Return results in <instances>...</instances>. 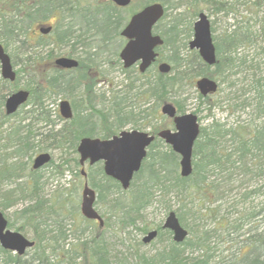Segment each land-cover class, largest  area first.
I'll return each mask as SVG.
<instances>
[{
  "label": "trees",
  "instance_id": "1",
  "mask_svg": "<svg viewBox=\"0 0 264 264\" xmlns=\"http://www.w3.org/2000/svg\"><path fill=\"white\" fill-rule=\"evenodd\" d=\"M152 1L165 5L164 15L154 30L163 38V43L157 48L156 62L167 61L169 72H159L155 64L145 73L136 71L127 90H117L110 99L95 101L100 82L97 74L100 76L102 64L115 60L123 70L118 58L121 28L136 9ZM209 3L216 10L221 7L218 0H140L137 7L133 6V0L127 7H119L110 0H0V42L6 50L10 47L14 51L9 54L11 61L13 65H19L15 81L0 77V183H11L26 176L22 183L0 194V209L12 206L18 198L29 201L14 212L15 220H20L17 225L9 217L6 218L8 227L22 233L26 226L30 227L34 241L29 248L34 252L26 260L22 259L25 253L18 255L0 246V264H51L48 258L52 254L60 264H264V228L255 227L253 232L252 228L244 229L249 219L264 211V198L256 211L245 212L239 208L243 204L241 201L250 194L264 196V184L240 193L237 200L229 197L231 182L236 179L238 171L242 175L249 173L255 181L264 178V74L258 65H248L245 70L249 77L246 84L237 88L234 82H229L225 87L226 103L234 110L237 107L248 110L247 114L252 118L247 123L243 121L246 119H241L231 124L213 119L200 126L192 149L193 168L190 175H180L179 155L157 137L148 146L130 189H121L116 180L106 176L101 162L90 166L87 177L98 191L96 203L105 204L107 215L114 219L112 225L115 229L122 231L129 225L142 233L157 229L155 239L159 240V246L152 252L135 250L131 254L133 260L129 261L126 256L112 259L105 239L97 231L99 226L93 220L77 216L75 220L79 224L85 222V226L77 234L67 232V215L75 214L73 207H68L71 201L67 197L54 201L40 197L39 168L33 169L27 166L28 161L23 160L24 157L30 160L33 153L48 149L76 153L82 136L107 138L124 125L135 124L149 114L154 118L147 104L150 98L162 103L171 101L177 111L183 112L185 107L178 99L182 88L187 84L193 86L200 76L217 80L218 90L222 91L224 88L221 85L236 66L232 52L239 44L250 42L252 33L255 39L264 34V9L259 29L238 33L234 30L215 40L216 61L210 66L187 45L194 18ZM256 4L264 8V0H258ZM181 6L169 21H164L170 7ZM54 15L61 19L67 17L68 20L60 23L58 19L46 35H32L35 26L46 23ZM181 34L185 35L183 40ZM63 45L68 46L65 55L78 59L76 68L63 70L54 65V57L61 54L53 55L52 46ZM22 73L28 76L24 88L29 90V98L17 111L7 115L4 111L5 98L15 89L18 76ZM76 90L84 102L71 100L73 116L64 120L51 104L55 96H68ZM238 91H241L240 94ZM247 92L251 94L242 97ZM197 96L201 102L209 100V97L203 98L199 93ZM139 102L142 103L138 105ZM78 105L80 107L76 109ZM253 115L258 118L257 122L253 121ZM4 124L8 126L2 130ZM170 125L168 118L158 115V122L150 132L156 134L159 129ZM3 131L5 133L1 134ZM49 163L54 162L50 159ZM62 164L67 170L79 168L76 155L66 156L57 167ZM26 167H29L28 172ZM167 195L180 203L177 217L191 234L180 242L174 241L171 232L161 228L160 223L144 222L136 226L142 210L156 196L164 198ZM188 203L196 206L194 211L190 206L185 208ZM190 210L194 226L186 223L185 216ZM233 214L236 215L232 217ZM194 217L198 220L204 217L215 224L211 227L204 223L196 224ZM218 229L224 233V238L217 236ZM233 233L241 236L237 249L227 256L216 253L215 244L219 238L231 240L235 238L230 236Z\"/></svg>",
  "mask_w": 264,
  "mask_h": 264
},
{
  "label": "rangeland",
  "instance_id": "2",
  "mask_svg": "<svg viewBox=\"0 0 264 264\" xmlns=\"http://www.w3.org/2000/svg\"><path fill=\"white\" fill-rule=\"evenodd\" d=\"M178 0H171V2H176ZM221 3L220 9H215L213 7V4L209 3L207 8H204L202 11H205L211 21V27H212V35L214 37V40L220 39L224 36L225 33H231L236 30V32H246L247 30L252 31L259 29L260 25V17L262 15L263 7L256 4L258 0H218ZM133 6L137 7L140 6V0H133ZM131 6V7H133ZM259 7V8H258ZM182 8H175L170 7L167 11V15L164 19V21H169L172 16ZM196 18V17H195ZM194 18V19H195ZM56 19V20H55ZM59 19L60 23H66L68 18H59L57 15H54L51 17L49 21L46 23L40 24L35 26L34 33L32 35H43L40 33L38 27L43 25H53L57 22ZM58 21V22H59ZM194 21V20H193ZM184 34H181L180 37L183 40ZM251 41H246L242 44H239L236 47V50L232 52V55H234L236 63V66L232 68L230 71L231 74L228 75L227 80L225 83H223L221 86L224 88L222 91L218 90L216 94H212L209 96L208 102H201L199 97L197 96L198 91L196 90L195 83L193 86L190 85H184L182 88V93L180 94L178 99H181V104H183L184 111H192L194 112L197 117L199 124L201 126H205L208 123H210L213 119H218L220 121H225L228 124L240 121L241 119L245 123L249 122L247 120L251 119L252 116L247 114V111H243L242 108L237 107V109H233V106L229 103H226V98L224 96L226 95V84L229 82H234L237 88L240 87L242 84H246L248 82L249 77L247 76V73L245 70H247L248 65H258V67L261 69L262 74H264V34L260 36V38H253V33L250 35ZM192 38V32L189 39ZM188 39V40H189ZM53 47V55L59 54H65L66 49H68L67 45H63L61 47ZM45 49H48L45 48ZM8 53L14 52L10 49V47L7 48ZM224 53V50L222 54ZM104 56V55H103ZM101 56V59L102 57ZM107 60V59H106ZM19 67V65H14L15 70ZM101 74H97V77H100V82L97 84L98 90V96L94 98L95 101L97 100H107L112 97V94L116 93L117 90L125 89L127 90L128 86L126 85L125 75L120 69L119 64L112 60L111 63H107L105 61L104 64L101 66ZM260 71V70H259ZM93 72V71H92ZM1 77V75H0ZM130 79L134 80V74L130 72ZM28 76L22 73L18 76V80L16 81V87L18 88H24L25 84L27 83ZM128 83V82H127ZM138 83V81H136ZM219 83V82H218ZM126 85V86H125ZM236 88V87H235ZM241 91H238L240 94ZM78 90H76L73 94L64 96V95H58L54 97V102H52L53 109L56 108L58 112V102L60 99L67 97L70 100H74L75 103H79V100L83 101L82 97L77 95ZM250 92H247V94L242 95L248 96L250 95ZM239 100V99H238ZM147 104L150 107L151 114L155 115L154 118L151 117L149 114L146 118L138 119L135 124L128 123L123 126V129H131V128H137L144 131H150L151 127L155 125L158 122V115L160 114V105L162 102L156 101L154 98H150L147 100ZM205 101V100H204ZM84 102V101H83ZM215 102L214 105L210 103ZM142 102H139L141 104ZM233 104V102H230ZM106 104V102H105ZM80 105L76 106V109H79ZM165 117V116H164ZM16 118V117H15ZM166 118V117H165ZM167 119V118H166ZM14 121L15 119L12 118ZM253 121L257 122L258 118L253 115ZM62 122V121H60ZM8 126L7 124H4L2 126L5 128ZM5 132H1V134H4ZM44 151V150H42ZM41 152V151H40ZM47 152L51 154V159L54 162L53 164L47 163L39 168L38 174H40V190L38 194L40 197L44 199H50V200H64V198H68L69 202L68 207L72 208L73 211H75L74 217L73 214L67 215L69 217L65 220L66 228L68 229L67 232H71L77 234L79 232V229L83 228L85 226L84 223H80L75 220V217L79 218L82 217L80 214V202H81V190H82V183H83V177L78 172V169L70 168L67 170L66 165H61L57 167V165H60L62 163L63 158L66 156H73L76 155L78 158V153H61V150L59 149H48ZM39 153L38 151L33 153L30 157V160H28V157H24V161H28L29 163L27 166L31 167L33 158ZM22 160V161H23ZM264 164V163H263ZM90 166L85 164V170L89 174L90 172ZM29 167H26V172H28ZM64 171L62 172V170ZM61 171V172H60ZM239 173V174H238ZM238 174V175H237ZM235 175L236 179L231 182V192H230V198L233 199H239L240 193L244 191L252 190L255 186H260L264 184V178H261L257 181L256 179L252 178L250 174H244L240 171L237 172ZM234 176V174H233ZM26 179V176H23L21 178L16 179L15 181L11 183H0V194H4L5 191L8 188L16 186L18 183H22ZM89 184L91 185L90 181L88 180ZM92 186V185H91ZM131 188V187H130ZM128 188V189H130ZM263 189V188H262ZM97 191V189H96ZM69 193V194H68ZM68 195V196H67ZM98 195V191H97ZM125 196V195H124ZM264 196L262 194H250L248 197H246L244 200L241 201V205H239V208L241 210H244L245 212L253 210L256 211L258 207L261 205L263 201ZM228 199V197L226 198ZM231 199H229L230 201ZM227 201V200H225ZM29 201L25 199L18 198L13 201V205L5 208L0 209L6 217H9V219L14 221V225L18 224L20 220H15V214L17 210L20 208L26 206ZM112 202V196L109 197V203ZM224 202V201H223ZM107 205V204H106ZM170 206L169 209H167V206ZM224 205V203H222ZM180 206V203L177 202L174 198L171 196H166L164 198H160L156 196L152 202L142 210L140 214V218L136 222V226H141L144 222L149 224H156L160 223L162 224L167 213L170 210H174L177 212V207ZM192 207V211L196 208L195 205L187 204L185 208ZM200 206V205H199ZM96 208L101 213L103 217V223L99 228H97V231L99 235L103 236L107 243L108 247V253L111 256V258H115L116 256H126L129 261L133 260V254L135 250L144 251V252H152L154 249L159 246V240L153 239L152 241H149L147 243L142 242L141 238L144 233L139 231L135 226H126L122 231H119L115 229V227L112 225V221L114 220L112 217H109L107 215L106 206L105 204H101V202L96 203ZM231 208V207H229ZM228 208V209H229ZM232 209V208H231ZM230 209V210H231ZM240 210V209H239ZM72 211V212H73ZM233 212V211H232ZM235 212V211H234ZM67 213V210L65 211ZM190 212H188L185 216L186 223L188 226L192 225L194 226L195 223L191 220ZM224 213V212H220ZM80 214V216H79ZM236 214L231 215L234 217ZM197 216V215H196ZM109 217V218H108ZM196 219L197 223H204L207 227L213 226L215 223L212 220H205V218H201L198 220V218L194 217ZM75 220V221H74ZM250 221V222H249ZM107 224H104L106 223ZM190 223V224H189ZM193 223V224H192ZM207 223V224H206ZM219 223V222H218ZM220 225L223 224V221L219 223ZM185 227V226H184ZM256 228H264V211L260 214L253 216V218L249 219L247 223L244 225V229L247 230L248 228H252L251 232ZM11 229H15L14 227H10ZM188 229V227H185ZM218 234V237L224 238V233L221 232L220 229L216 231ZM27 237L33 238V232L30 229V227L26 226V230L23 232ZM85 236L87 234V230H85ZM246 235V234H244ZM231 237H235L231 240H221L219 238V241L215 246L217 247L216 253L218 252L222 256H227L231 251L236 250L240 244L241 236H237L236 234H231ZM189 237H191V234L189 233ZM217 240V239H214ZM33 249H28L25 254L22 256V259H30V256L33 254ZM1 257V254H0ZM49 262L51 264H60V262H56L58 258L52 254L49 256ZM36 262L32 263L35 264Z\"/></svg>",
  "mask_w": 264,
  "mask_h": 264
},
{
  "label": "water",
  "instance_id": "3",
  "mask_svg": "<svg viewBox=\"0 0 264 264\" xmlns=\"http://www.w3.org/2000/svg\"><path fill=\"white\" fill-rule=\"evenodd\" d=\"M111 1L118 6H125L130 2V0ZM163 13L164 6L161 2L148 3L134 12L121 29L120 34L127 39L119 51V57L125 68L138 62V68L143 72L155 60L157 56L155 48L163 43V39L159 34L153 33L152 28ZM38 28L42 34H46L51 30V25H41ZM188 47L196 49L205 63L210 65L215 63V46L211 35L210 20L203 11L198 13L193 22L192 38L188 41ZM54 63L63 68H72L78 65V60L61 55L54 59ZM158 70L167 73L170 70L169 63L160 62ZM0 75L9 81H13L16 77L10 55L1 42ZM195 84L202 95L213 93L217 89V82L207 76L199 77ZM28 96L29 91L24 88L10 93L4 101L5 113H14L28 99ZM160 109L162 114L172 118L173 129H161L157 132V136L179 155V173L186 177L192 172V149L200 131L197 115L191 111L177 113L171 102H164ZM59 113L65 119L72 116V108L67 99L60 100ZM153 139V134L138 129H123L109 138L83 136L79 139L76 148L79 155L78 162L83 166L85 162L94 164L101 161L104 173L116 179L125 190L128 189L134 174L140 169L147 147ZM50 157L48 152L38 153L33 159L32 167L34 169L41 167L49 161ZM81 173L85 175L83 167ZM95 195L94 189L88 185L87 181H84L80 211L84 217L97 219L102 225L103 220L94 207ZM162 228L170 229L172 238L176 242L182 241L187 236V229L180 224L174 210L167 213ZM156 234V229L148 231L143 235L142 242L151 241ZM33 244L34 241L20 231L7 227V219L0 210V246L22 255Z\"/></svg>",
  "mask_w": 264,
  "mask_h": 264
},
{
  "label": "flooded vegetation",
  "instance_id": "4",
  "mask_svg": "<svg viewBox=\"0 0 264 264\" xmlns=\"http://www.w3.org/2000/svg\"><path fill=\"white\" fill-rule=\"evenodd\" d=\"M211 22V21H210ZM126 24V23H125ZM124 24V25H125ZM156 26V24H154V26L153 27H155ZM153 33H155L156 34V32L154 31V29H153V31H152ZM121 37V46H120V49L118 50V58H119V62L120 63H122V61H121V59H120V57H119V51L121 50V48L123 47V45L126 43V41H127V39L125 38V37H122V36H120ZM212 40H213V43H214V46H215V40H214V37H213V35H212ZM156 50V49H155ZM191 50H194V51H196L197 52V54H198V51L197 50H195V49H191ZM215 52H216V49H215ZM199 55V54H198ZM156 61V60H155ZM155 61H153L152 62V64L154 65L155 63ZM155 67L157 66V64L156 65H154ZM63 70H70V69H68V68H62ZM74 69V68H73ZM122 72H123V74L125 75V80H126V85H128V83H130V78H129V76H130V72H132L134 75L136 74V71H138V72H140V73H145V71H143V72H141L140 70H139V68H138V62H136L135 64H132L131 66H129V67H123V65H122ZM128 82V83H127ZM125 85V86H126ZM203 98H206V97H209V95H206V96H202ZM62 99H67L70 103H71V100L70 99H68L67 97H64V98H62ZM169 120H170V123H171V125L169 126L170 128H172V125H173V121H172V119H170V118H168ZM197 119H198V117H197ZM154 134V133H153ZM80 174H81V172H79ZM85 178V177H84ZM95 223H97L98 221L97 220H93ZM170 231V230H169ZM171 232V231H170Z\"/></svg>",
  "mask_w": 264,
  "mask_h": 264
}]
</instances>
